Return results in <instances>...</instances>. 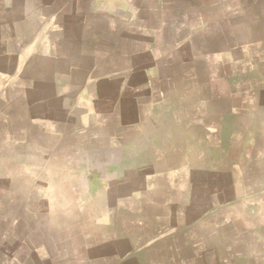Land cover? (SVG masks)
<instances>
[{"label": "crops", "instance_id": "0c3cea01", "mask_svg": "<svg viewBox=\"0 0 264 264\" xmlns=\"http://www.w3.org/2000/svg\"><path fill=\"white\" fill-rule=\"evenodd\" d=\"M0 264H264V0H0Z\"/></svg>", "mask_w": 264, "mask_h": 264}]
</instances>
